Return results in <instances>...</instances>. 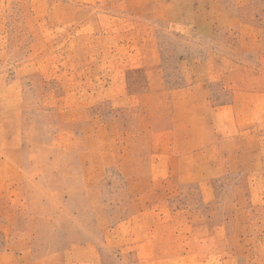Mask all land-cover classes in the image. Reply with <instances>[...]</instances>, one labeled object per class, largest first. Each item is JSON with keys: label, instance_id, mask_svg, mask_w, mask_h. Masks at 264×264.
Returning <instances> with one entry per match:
<instances>
[{"label": "rangeland", "instance_id": "obj_1", "mask_svg": "<svg viewBox=\"0 0 264 264\" xmlns=\"http://www.w3.org/2000/svg\"><path fill=\"white\" fill-rule=\"evenodd\" d=\"M0 264H264V0H0Z\"/></svg>", "mask_w": 264, "mask_h": 264}]
</instances>
